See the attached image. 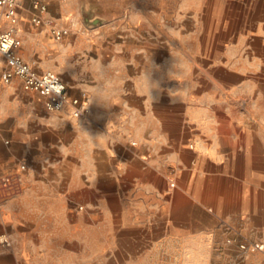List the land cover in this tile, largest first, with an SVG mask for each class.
I'll return each instance as SVG.
<instances>
[{
	"label": "crops",
	"instance_id": "obj_1",
	"mask_svg": "<svg viewBox=\"0 0 264 264\" xmlns=\"http://www.w3.org/2000/svg\"><path fill=\"white\" fill-rule=\"evenodd\" d=\"M211 1L47 0L37 23L21 0L18 52L81 113L5 82L0 52V174L21 175L0 192V264H159L163 236L213 262L228 224L264 240V0ZM203 16L219 30L163 45L164 22Z\"/></svg>",
	"mask_w": 264,
	"mask_h": 264
},
{
	"label": "built area",
	"instance_id": "obj_2",
	"mask_svg": "<svg viewBox=\"0 0 264 264\" xmlns=\"http://www.w3.org/2000/svg\"><path fill=\"white\" fill-rule=\"evenodd\" d=\"M21 0H0V52L7 61L1 77L9 82L14 75L22 78L26 89L35 90L45 96V105L49 110H57L72 102L74 114L81 113L79 98L70 99L67 85L63 78L55 71H38L32 64L26 61L18 52L21 38L17 35V23L19 20V6ZM35 13L32 16L34 22H42V13L47 10V0H31ZM4 17L9 25L6 27L1 18ZM67 30L54 28L56 37L60 38ZM25 168V164H22ZM21 184V175L16 172L0 174V192H14ZM7 241V240H5ZM242 252L264 250L263 240L242 241L239 243Z\"/></svg>",
	"mask_w": 264,
	"mask_h": 264
},
{
	"label": "rangeland",
	"instance_id": "obj_3",
	"mask_svg": "<svg viewBox=\"0 0 264 264\" xmlns=\"http://www.w3.org/2000/svg\"><path fill=\"white\" fill-rule=\"evenodd\" d=\"M209 5H207L205 8H200L204 12H214L217 10L215 2L208 0ZM207 3V4H208ZM171 11L170 8L167 9V12ZM2 23L4 26H8L9 22L4 19V17L1 18ZM132 29L138 30V24L137 23H131L130 24ZM147 31L149 33V30L152 26H155L154 23H147ZM194 26V28H192ZM187 26L182 25L181 27H177L176 24H173V27L171 26L170 22H164L163 23V40H164V46H183V39L180 40H171L170 35L172 32H176V30L182 31L184 34L189 33L190 31L195 32L196 30H200L201 32L206 30L205 32L209 33L211 31L219 30V23L213 21V17L210 18L203 16L200 18V22L195 23L194 25ZM234 25L232 28L234 29ZM250 29V24L242 27V30H248ZM219 34L218 36H220ZM209 37L205 38L204 35L199 38V46L205 47L208 43ZM193 41V40H192ZM216 56L215 54H213ZM213 55L211 57H213ZM255 233L254 230H251L250 226H239L236 224H228L226 225L224 232H223V238H222V247L226 249V253L224 256H215L212 261L213 262H206V261H198V257H196V261L194 264H264V261H262L264 257V251L263 250H257V251H250V252H242L239 243L242 241H251V240H263L260 236H253ZM262 236H264V231H262ZM176 236H163V246L162 251L163 255L160 257V263L159 264H187L184 260V257L186 256L185 248L182 247L180 244V241L177 242V244H172V240H174ZM178 240V239H177ZM264 241V240H263ZM176 253V255H175ZM173 255V256H172ZM203 256L202 254L200 255ZM200 257V258H201ZM116 264H127L123 262H118Z\"/></svg>",
	"mask_w": 264,
	"mask_h": 264
},
{
	"label": "water",
	"instance_id": "obj_4",
	"mask_svg": "<svg viewBox=\"0 0 264 264\" xmlns=\"http://www.w3.org/2000/svg\"><path fill=\"white\" fill-rule=\"evenodd\" d=\"M87 18L90 19V16H88ZM99 20H100V18H96V19L91 20V21H93V22H98Z\"/></svg>",
	"mask_w": 264,
	"mask_h": 264
}]
</instances>
